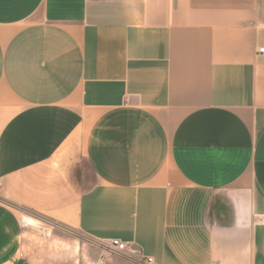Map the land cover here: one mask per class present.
Instances as JSON below:
<instances>
[{
    "label": "crops",
    "instance_id": "obj_1",
    "mask_svg": "<svg viewBox=\"0 0 264 264\" xmlns=\"http://www.w3.org/2000/svg\"><path fill=\"white\" fill-rule=\"evenodd\" d=\"M31 218L264 264V0H0V264Z\"/></svg>",
    "mask_w": 264,
    "mask_h": 264
},
{
    "label": "rangeland",
    "instance_id": "obj_2",
    "mask_svg": "<svg viewBox=\"0 0 264 264\" xmlns=\"http://www.w3.org/2000/svg\"><path fill=\"white\" fill-rule=\"evenodd\" d=\"M25 224L41 228L25 234L23 255L17 264H110L99 243L86 240L74 230L61 225L51 227L33 218Z\"/></svg>",
    "mask_w": 264,
    "mask_h": 264
},
{
    "label": "built area",
    "instance_id": "obj_3",
    "mask_svg": "<svg viewBox=\"0 0 264 264\" xmlns=\"http://www.w3.org/2000/svg\"><path fill=\"white\" fill-rule=\"evenodd\" d=\"M108 245L111 247L118 248V249H124L126 247V244L123 242H120V240H118L117 238L110 239L108 242ZM147 262H151V258H147Z\"/></svg>",
    "mask_w": 264,
    "mask_h": 264
}]
</instances>
